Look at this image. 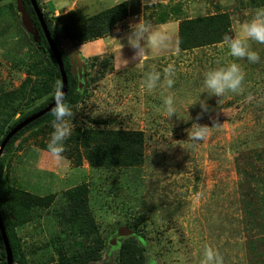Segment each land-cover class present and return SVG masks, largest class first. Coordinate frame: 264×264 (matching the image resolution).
I'll return each instance as SVG.
<instances>
[{"label":"rangeland","instance_id":"374dc122","mask_svg":"<svg viewBox=\"0 0 264 264\" xmlns=\"http://www.w3.org/2000/svg\"><path fill=\"white\" fill-rule=\"evenodd\" d=\"M125 1L130 5L129 20L99 38L98 44L81 45V61L86 66L82 89L88 87V96L72 106L79 124L105 119L106 124L97 126L144 131V161L137 167H94L85 146L71 136L59 160L41 146L50 134L25 143L19 140L16 146L20 147L7 159L10 183L39 196L55 194L51 208L19 229L27 251L34 252L30 264L44 262L45 253L58 258V243L52 241L64 236L67 227L57 220L54 210L64 201V192L84 183L89 189L90 209L106 239L94 264H120L119 247L128 237L129 227L142 234L138 239L146 248L145 264H202L207 248L217 251L223 264H264V84L256 89L250 81L254 75L264 79V48L252 44L260 53L259 63L237 61L245 76L249 75L242 91L220 98L209 97L207 92L200 97V92L204 73L233 59L222 42L195 48L192 53L178 45L182 20L227 12L233 21L230 34L264 6L258 3L252 7L247 0H154L151 7L142 0ZM11 2L0 0V85L12 82L18 87L28 74L14 69V64L24 59L29 47L21 46L28 37L19 25V16L7 11ZM121 2L41 0L44 10L55 17L71 8L91 15ZM174 8H180L179 14L172 12ZM145 12L153 29L166 39L138 57L136 49L128 45L127 34L129 25ZM164 13H168L166 23L159 21ZM64 44L68 50L67 42ZM89 49L94 54H87ZM110 53L115 55L114 69L96 77L99 63ZM95 55L102 57L92 65ZM169 64L175 67L173 87L161 84L147 90L146 75L163 73ZM249 66L256 70L246 73ZM169 95L177 109V117L171 119L164 114L163 105ZM199 97L207 111L199 101L190 105ZM193 121L209 126L203 141L187 139L186 129ZM68 150L82 152L81 165H76Z\"/></svg>","mask_w":264,"mask_h":264},{"label":"trees","instance_id":"16d2710c","mask_svg":"<svg viewBox=\"0 0 264 264\" xmlns=\"http://www.w3.org/2000/svg\"><path fill=\"white\" fill-rule=\"evenodd\" d=\"M23 2L38 33L35 35L27 31L20 19L21 14L17 9V0H13L7 7V11L16 17L19 16V25L28 37L21 46L29 47L24 59L15 62L14 69L27 73L28 77L18 87H14L12 82L0 85V146L7 134L20 122L54 102L53 92L57 82L63 88L59 64L32 1L23 0ZM37 2L44 14L47 28L59 50L67 73L69 90L66 99L71 106L76 105L88 96V87L84 89L80 87L73 72L71 57L62 48L63 39H71L78 46L108 36L118 24H122L129 17L130 5L128 1L117 3L91 15L84 13L79 8L71 9L65 10L55 17L54 15L50 16L44 10L41 0H37ZM247 2L252 7H257L258 3L264 6V0H247ZM172 12L179 14L180 8H174ZM0 13L2 14L1 8ZM167 20L168 13L162 14L159 18V21L163 23H166ZM232 22L231 16L222 11L213 16L202 15L195 19L182 20L178 28V45L181 50H191L192 53L195 48L220 43L223 36L231 30ZM101 57L99 55L91 57V64L96 65ZM113 59V54L103 58L99 63V72L96 77H101L114 69ZM251 69L256 70L253 66H249L246 67V73L249 74ZM248 79L249 75L245 76L244 81L248 82ZM250 81L251 87L256 89L264 84V79L257 75H254ZM51 119V111H49L23 127L7 143L5 153L0 158V212L13 251L14 264H30L29 257H32L34 252L27 251L19 236V229L37 219L41 211L51 208L55 202V194L39 196L12 185L9 181L8 170L6 172L7 159L13 153L14 148L20 147L16 146L19 139H21V143H25L32 137H38L45 133L50 134L52 131L49 123ZM106 123L105 119L98 121L91 119L88 123L79 124L74 117L73 124L76 126L73 127L71 137L77 144L85 146L86 156L91 164L94 167L109 169L141 165L144 161L145 132L138 129L124 130L109 126L103 128L97 126ZM41 142V146L46 148L48 141L46 144L44 140ZM66 144H68V140L65 142ZM68 155L77 161V166L82 164V152L79 150L74 154L68 150ZM88 193L89 189L86 183L63 193L64 201L54 210V214L61 225L67 227V231L63 230L65 235L60 236L61 238L57 236L52 241L55 245L58 243L59 247H56L58 258L54 259L45 253L42 255L44 262L40 264H92L99 261L106 239L101 237L98 223L90 209ZM135 232V235L124 239L119 247L120 264H145L146 262V248L140 244L138 239V236H142V234L137 230ZM62 243L64 248L61 246ZM48 245L46 244L44 247H48ZM0 264H8L1 232Z\"/></svg>","mask_w":264,"mask_h":264},{"label":"clouds","instance_id":"9594fccd","mask_svg":"<svg viewBox=\"0 0 264 264\" xmlns=\"http://www.w3.org/2000/svg\"><path fill=\"white\" fill-rule=\"evenodd\" d=\"M122 2H125V0H122ZM153 2L154 0H142V4L147 5L149 7L152 6ZM165 39L166 37L163 34H160L153 29L150 20L146 18V12L138 22L131 23L129 25L127 42L130 47L136 49V55L138 57H140L143 53L147 52L152 47H158L163 45ZM65 41L68 44L69 39H63V50L65 49ZM252 44H256L264 48V7L257 8L250 19L240 24L236 29H233L230 34H225L223 36L222 48H226L227 56L233 59L232 61L225 63L224 66L211 67L204 73L200 97L201 93L203 92H207L209 97L216 96L223 98L229 93H239L242 91V85L245 79V74L242 71L240 63H238L237 61L247 60L249 63L255 64L259 63L261 60L259 51L254 50L252 48ZM81 45L83 44L77 46L74 43L72 47H69L67 45L68 50H65L71 57L74 74L76 61L77 63H82L83 68H85L83 73H86V66L81 61ZM74 48H76V50H74ZM87 54L89 53L87 52ZM110 54L105 56H109ZM174 73L175 67L169 64L163 69V73H161L160 71L149 72L144 80V85L149 91H152L153 89L157 88L158 85L161 84L171 89L175 83L174 79L172 78ZM84 81H79L81 88ZM200 97L190 105H194L197 103V101H199L201 108L204 111H207V104L204 100H201ZM53 99L54 107L51 110L52 119L49 122L52 131L50 133L46 149L47 152L51 155V157L59 160L65 152V142L72 135L75 112L71 104L67 101L65 93L63 92L58 82L54 88ZM163 105L164 114L168 119H171L173 115L177 117V109L175 107V101L173 96H166L163 100ZM208 127L209 126L207 125H201L193 121L191 127L186 129L188 134L187 139L194 143L203 141L206 138ZM19 140L21 141V139ZM129 230H131L132 233L128 236L136 234V232L130 227ZM94 263L97 262H93L92 264ZM202 264H223V258L214 249L207 248L204 251V259Z\"/></svg>","mask_w":264,"mask_h":264},{"label":"water","instance_id":"95a60500","mask_svg":"<svg viewBox=\"0 0 264 264\" xmlns=\"http://www.w3.org/2000/svg\"><path fill=\"white\" fill-rule=\"evenodd\" d=\"M33 7L36 11V14L39 18V21L42 25V28L44 30V33L48 39V42L51 46V49L53 50V52L55 53L56 56V60L59 64L60 67V71H61V75H62V79H63V92L65 93V96L68 94V90H69V83H68V77L64 68V64H63V60L61 58V55L59 53V50L57 48V46L55 45V43L53 42L51 35L49 33V30L47 28L45 19H44V14L42 12V10L39 8L38 2L37 0H31ZM17 9L19 10V12L21 13V17H22V22L23 25L25 26V28L27 29L28 32L33 33L35 35H37L38 30L37 27L34 25L33 20L31 18L30 13L27 11L26 7H25V3L23 2V0H17ZM38 38V37H37ZM69 47L73 46L74 43L72 42L71 39H69V43L67 44ZM74 50H76V48H74ZM54 107V102L52 104H50L48 107H46L45 109L41 110L40 112L32 115L31 117L27 118L26 120H24L23 122H21L20 124H18L15 128H13L5 137V139L3 140L1 146H0V157L2 156L7 143L10 141V139L18 132L20 131L23 127H25L26 125H28L30 122L38 119L40 116L46 114L47 112L51 111L52 108ZM125 228H120L121 231H124ZM0 232H1V236L3 238L4 244H5V248H6V252H7V262L8 264H14V257H13V251L11 248V244H10V240L9 237L7 235V231L4 225V221L0 212ZM121 232L119 231V234ZM132 231L129 230L128 232H126L127 235L131 234ZM125 234V235H126Z\"/></svg>","mask_w":264,"mask_h":264},{"label":"flooded vegetation","instance_id":"af4514ba","mask_svg":"<svg viewBox=\"0 0 264 264\" xmlns=\"http://www.w3.org/2000/svg\"><path fill=\"white\" fill-rule=\"evenodd\" d=\"M84 70H85V68H83L82 63L81 62L77 63V61H76V65H75L74 71H75V76L77 77L78 81H80V80L84 81L86 79L85 75L83 73Z\"/></svg>","mask_w":264,"mask_h":264},{"label":"crops","instance_id":"0c3cea01","mask_svg":"<svg viewBox=\"0 0 264 264\" xmlns=\"http://www.w3.org/2000/svg\"><path fill=\"white\" fill-rule=\"evenodd\" d=\"M127 20H129V17H128ZM97 41H100V40H96V41H93V42H90V43H91V45L98 44ZM118 41H119V40H118ZM94 49L97 50V48H94ZM108 49H110V46H108ZM118 49H119L118 45H115L114 50H116V52H118V51H117ZM96 52H100V51L98 50V51H96ZM88 53H89V54H94L90 49H89ZM114 56H115V55H114ZM122 67H123V65H122Z\"/></svg>","mask_w":264,"mask_h":264}]
</instances>
